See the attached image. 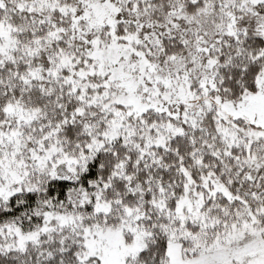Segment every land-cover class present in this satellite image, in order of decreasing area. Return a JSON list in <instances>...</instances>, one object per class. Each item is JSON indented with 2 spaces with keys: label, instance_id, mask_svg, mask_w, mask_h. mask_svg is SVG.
I'll return each mask as SVG.
<instances>
[{
  "label": "snow or ice",
  "instance_id": "snow-or-ice-1",
  "mask_svg": "<svg viewBox=\"0 0 264 264\" xmlns=\"http://www.w3.org/2000/svg\"><path fill=\"white\" fill-rule=\"evenodd\" d=\"M0 264H264V0H0Z\"/></svg>",
  "mask_w": 264,
  "mask_h": 264
}]
</instances>
